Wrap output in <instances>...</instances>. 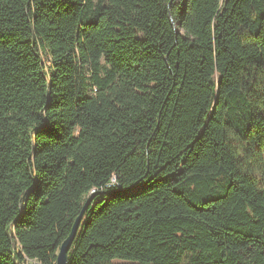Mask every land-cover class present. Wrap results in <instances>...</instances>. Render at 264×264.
<instances>
[{"label": "trees", "instance_id": "1", "mask_svg": "<svg viewBox=\"0 0 264 264\" xmlns=\"http://www.w3.org/2000/svg\"><path fill=\"white\" fill-rule=\"evenodd\" d=\"M79 217L66 264H264V0H0V264Z\"/></svg>", "mask_w": 264, "mask_h": 264}, {"label": "water", "instance_id": "2", "mask_svg": "<svg viewBox=\"0 0 264 264\" xmlns=\"http://www.w3.org/2000/svg\"><path fill=\"white\" fill-rule=\"evenodd\" d=\"M90 200L91 199H89L87 201L85 206H87V204L89 203ZM79 220H80V217L74 223L69 236L60 245L59 251H58L57 257H56V264H66L67 263V253H68V250H69V248H70V246L72 244L74 236L76 234V230H77V227H78V224H79Z\"/></svg>", "mask_w": 264, "mask_h": 264}, {"label": "rangeland", "instance_id": "3", "mask_svg": "<svg viewBox=\"0 0 264 264\" xmlns=\"http://www.w3.org/2000/svg\"><path fill=\"white\" fill-rule=\"evenodd\" d=\"M26 264H37L36 262H34V261H26Z\"/></svg>", "mask_w": 264, "mask_h": 264}]
</instances>
